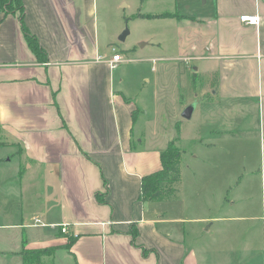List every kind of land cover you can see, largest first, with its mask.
Segmentation results:
<instances>
[{"label":"crops","instance_id":"1","mask_svg":"<svg viewBox=\"0 0 264 264\" xmlns=\"http://www.w3.org/2000/svg\"><path fill=\"white\" fill-rule=\"evenodd\" d=\"M22 2L45 52L31 49L20 10L0 9V264H25L26 252L45 249L41 264H233V248L206 245L191 226L228 215L176 218L159 207L172 200L142 199V179L161 170L167 144L146 133L155 121L142 98L115 82L96 0ZM175 3L168 13L178 16L168 19L181 30L180 58L215 80L208 98L195 94L207 114L203 136L194 133L207 161L228 141L255 144L259 164L245 176H259L264 211V0Z\"/></svg>","mask_w":264,"mask_h":264},{"label":"rangeland","instance_id":"2","mask_svg":"<svg viewBox=\"0 0 264 264\" xmlns=\"http://www.w3.org/2000/svg\"><path fill=\"white\" fill-rule=\"evenodd\" d=\"M182 1L179 0L178 6ZM192 2L195 10L200 8L199 0ZM175 6V0H96L101 39L104 36L102 51L109 53L103 57L111 58L115 52L123 55L124 61L113 67L115 82L134 100L140 102L142 98L143 115L155 121L146 133L155 134L167 145L175 141L182 150L178 197L159 207L176 218H182V214L188 219L228 215L214 220L213 224L210 220L191 226L200 228L206 245L218 241L224 250L233 248L227 251L233 264H264L261 182L255 174L245 176L259 164L255 144L241 140L238 145L231 139L226 144L221 142L222 145L213 150V159L207 161L206 143L194 133H203L205 102L199 103L195 94L205 90L207 94L203 99L208 98L215 80L194 74L190 66L193 58H180L185 53L176 19L136 17L141 11L155 15L167 13ZM127 27L130 32L122 40L119 36ZM143 41L146 44L141 46ZM113 46L116 50H112ZM192 102L198 103L197 111L186 119L183 111ZM177 120L181 125L179 129ZM196 153L199 159L194 158ZM246 195L250 199L242 200ZM231 201L236 202L231 204ZM46 225L49 223L41 221L40 226Z\"/></svg>","mask_w":264,"mask_h":264},{"label":"trees","instance_id":"3","mask_svg":"<svg viewBox=\"0 0 264 264\" xmlns=\"http://www.w3.org/2000/svg\"><path fill=\"white\" fill-rule=\"evenodd\" d=\"M0 9L3 12H14L17 9L21 12V23L25 31L27 41L31 49L37 56L44 54L41 42L34 36L23 22L24 5L22 0H0ZM149 18L178 16L177 13H161L156 15L142 14ZM182 150L175 141L161 150L163 166L160 171L147 174L142 179V199L162 202V200H176L179 191V182L181 180V158ZM138 233H135V237ZM72 242V240H71ZM47 250L30 251L24 254L23 262L25 264H41L40 258L45 255Z\"/></svg>","mask_w":264,"mask_h":264},{"label":"built area","instance_id":"4","mask_svg":"<svg viewBox=\"0 0 264 264\" xmlns=\"http://www.w3.org/2000/svg\"><path fill=\"white\" fill-rule=\"evenodd\" d=\"M241 20L244 22L246 21L249 24H259L261 21L260 16L257 14H245L241 16ZM112 50H116V48L113 46ZM122 61H124L123 55L121 53L115 52L109 62L111 64V67L113 68L114 66L117 65V63H120ZM35 220H36L35 223L37 224L39 223L38 225L41 224V219L35 218ZM62 230L64 232L67 231V228L65 225L63 226Z\"/></svg>","mask_w":264,"mask_h":264},{"label":"water","instance_id":"5","mask_svg":"<svg viewBox=\"0 0 264 264\" xmlns=\"http://www.w3.org/2000/svg\"><path fill=\"white\" fill-rule=\"evenodd\" d=\"M129 32H130V29L127 27V29H125V30L121 33V35L119 36V38H121L122 40H125L126 37H127V34H128ZM143 44H145L144 41L141 43V46H143ZM195 107H196V102H193V103L189 104V106H187V107L184 109V111H183V114H182L183 117L186 118V119L191 118L192 115H193V112L195 111V110H194Z\"/></svg>","mask_w":264,"mask_h":264}]
</instances>
